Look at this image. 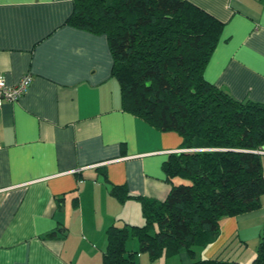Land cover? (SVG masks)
Wrapping results in <instances>:
<instances>
[{
  "label": "crops",
  "instance_id": "obj_1",
  "mask_svg": "<svg viewBox=\"0 0 264 264\" xmlns=\"http://www.w3.org/2000/svg\"><path fill=\"white\" fill-rule=\"evenodd\" d=\"M186 1L223 24L205 80L264 104V0ZM72 5L0 0V79L31 77L23 96L0 107V264H103L106 229L143 223L140 202L119 201L111 187L162 201L171 187L162 164L183 151L177 133L124 109L107 39L68 25ZM262 228L264 195L252 211L223 219L194 259L249 264ZM135 240L127 251L138 250Z\"/></svg>",
  "mask_w": 264,
  "mask_h": 264
},
{
  "label": "trees",
  "instance_id": "obj_2",
  "mask_svg": "<svg viewBox=\"0 0 264 264\" xmlns=\"http://www.w3.org/2000/svg\"><path fill=\"white\" fill-rule=\"evenodd\" d=\"M66 23L104 35L123 107L162 132L181 138L182 152L162 164L171 187L162 201L127 194L140 202L141 225L106 229L103 264H134L185 252L188 264H243L221 257L194 259L219 235L223 219L252 211L264 195V104L236 100L203 76L223 24L186 0H72ZM134 238L136 252L126 243ZM264 264V228L254 258Z\"/></svg>",
  "mask_w": 264,
  "mask_h": 264
},
{
  "label": "built area",
  "instance_id": "obj_3",
  "mask_svg": "<svg viewBox=\"0 0 264 264\" xmlns=\"http://www.w3.org/2000/svg\"><path fill=\"white\" fill-rule=\"evenodd\" d=\"M31 77L29 75L23 76L15 85H8L0 79V107L3 102H15L24 95L29 84ZM259 155H264V150L256 151Z\"/></svg>",
  "mask_w": 264,
  "mask_h": 264
},
{
  "label": "rangeland",
  "instance_id": "obj_4",
  "mask_svg": "<svg viewBox=\"0 0 264 264\" xmlns=\"http://www.w3.org/2000/svg\"><path fill=\"white\" fill-rule=\"evenodd\" d=\"M135 240V239H134ZM135 242H137L135 240ZM130 244V243H129ZM127 247H129L127 245ZM138 248V246H137ZM180 253L173 257L165 258L164 256L159 257L158 259L152 260L148 253L146 252H139L134 255V264H179L178 258H180Z\"/></svg>",
  "mask_w": 264,
  "mask_h": 264
}]
</instances>
